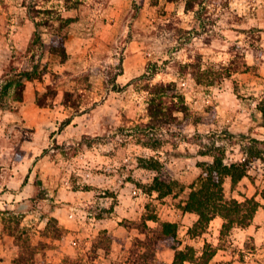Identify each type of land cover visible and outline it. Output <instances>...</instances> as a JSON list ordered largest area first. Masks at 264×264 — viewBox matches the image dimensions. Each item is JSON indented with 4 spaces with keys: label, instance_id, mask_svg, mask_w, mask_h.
Returning <instances> with one entry per match:
<instances>
[{
    "label": "rangeland",
    "instance_id": "374dc122",
    "mask_svg": "<svg viewBox=\"0 0 264 264\" xmlns=\"http://www.w3.org/2000/svg\"><path fill=\"white\" fill-rule=\"evenodd\" d=\"M58 40L67 52L63 62L51 51ZM227 67L231 74L219 78ZM24 69L41 78L25 82L22 101L10 88L8 108L0 107L1 236H9L3 220H18L37 263L81 254L117 264L135 237L144 238L133 225L155 213L177 224L179 249L191 246L200 257L205 244L212 246L216 256L208 264L234 262L220 260L226 254L236 264H264V234L256 245L235 235L236 225L224 230L221 219L192 238L197 215L184 211L203 163L219 154L245 161L248 173L236 184L225 180L226 197H254L264 221V0H0V95ZM160 81L175 83L171 93L183 95L189 109L167 126L151 125L147 113L144 86ZM48 85L57 96L39 106L36 97ZM65 91L78 93L77 107L62 103ZM248 147L260 149L263 160L244 154ZM155 178L179 185L162 197L148 192ZM67 204L71 231L45 236L52 213ZM100 231L109 238L108 254L91 251ZM158 248L152 264H172L174 250ZM52 249L55 262H48ZM16 252L12 242L0 264H13Z\"/></svg>",
    "mask_w": 264,
    "mask_h": 264
},
{
    "label": "trees",
    "instance_id": "16d2710c",
    "mask_svg": "<svg viewBox=\"0 0 264 264\" xmlns=\"http://www.w3.org/2000/svg\"><path fill=\"white\" fill-rule=\"evenodd\" d=\"M167 1L174 2L177 0ZM192 7L193 4L186 3L187 10ZM58 42L60 44H56L55 42L51 45V51L57 53L63 62L67 57V52L62 41L58 40ZM228 68L225 69L226 72L224 73L221 70L218 71V77L221 78L224 74L229 76L231 71ZM39 78H41V73L37 71L24 69L15 72L3 85L2 94L0 95V107L4 109L8 108L5 95L8 94L10 88L13 87L14 89L12 99L22 101L26 87L25 82ZM144 87L150 93L147 113L150 117L151 125L167 126L178 122L180 119L179 114L183 115V117L189 115V109L185 103L184 96L171 93L176 90L175 83L160 81L153 85L147 83ZM56 96L57 91L48 85L45 93L37 95L36 103L42 107L47 106L49 100H54ZM76 96H79L78 93L75 94L72 91H65L62 96V103L77 107ZM260 111L264 113V106L260 108ZM252 141L255 143L259 142L257 139H252ZM154 145L150 147H155ZM246 149L248 151L243 149L245 150L244 154L250 158L263 160V153L260 149H255L254 147H248ZM212 156L213 159L211 162L203 163V173L198 180L189 186L190 191L184 201V211L197 215V220L189 229V234L192 238L200 237L215 218L223 219L222 228L224 230H229L235 225L244 228L251 224L260 206L259 201L254 197H244L242 201H239L233 197L227 198L225 195L224 183L227 178H230L232 184H236L248 176L247 170L245 169L246 162L240 158L226 162L224 155L213 154ZM153 184L154 186L149 188L148 192H157L162 197L172 193L173 185H179V183H166L158 178L154 179ZM261 197L264 200V189L261 191ZM149 220L155 222L156 225L150 227L147 224ZM57 222V219L51 218L48 220L45 236L55 240L63 236L65 228L58 227ZM2 223L3 232L6 231L7 235L13 238V245L17 250L16 256L12 261L13 264H40L35 260L37 252L34 249L35 245H32L28 238L25 239L23 237L25 229L20 226V222L16 220L6 225V220H3ZM133 227L137 228L139 233L144 235V238L135 237L128 250L126 259L117 264H152L159 245L170 247L174 250L172 264H184L185 261L195 262L196 264H208L215 255V250L212 246L209 247L210 249L207 248L208 244H205L206 247L200 257H195V251L191 246H187L185 249H179V245L177 244V224L167 220H160L155 213L147 214L141 222L136 223ZM106 235V231H100L91 239V251L103 249L107 254L109 253L110 244L109 241L107 242L109 238L107 239ZM66 257L67 259L64 263L58 264H95V256L80 258L82 257L80 254L75 257ZM112 264L116 263L113 262ZM219 264L227 263L222 261Z\"/></svg>",
    "mask_w": 264,
    "mask_h": 264
},
{
    "label": "crops",
    "instance_id": "0c3cea01",
    "mask_svg": "<svg viewBox=\"0 0 264 264\" xmlns=\"http://www.w3.org/2000/svg\"><path fill=\"white\" fill-rule=\"evenodd\" d=\"M28 180L29 181L27 183H25V185H23V189H24L23 192L27 189V187H30V183H29L30 179H28ZM250 184L253 185L252 183H250ZM255 184H258L257 181L255 182ZM23 192H18V193H23ZM71 209H72V207L69 206L68 204H67V207L57 206L56 211H54L52 213V215L56 219L60 220L61 224L64 225V228L67 229V230H70V231L73 228V226H69V225H72L73 221H74V213L72 212ZM257 214H259V211H257ZM258 216L259 215H257V216L255 215V217L253 218V221L248 226H246L244 228H242V227L235 228V230H234L235 235H240L243 238V240H244V238L252 237L254 244L258 245L259 242H261V240L263 239L262 238V234H264V221H262L261 218H258ZM218 220H221V218H215L213 221H215V222L217 221L218 222ZM70 234H71V232H69V235ZM0 240L1 241L3 240L5 242L4 250H1L2 248L0 249V251H1L0 257L2 258V260H0V261H1V263H5L8 260V256H9L6 253L9 251L10 245L12 246L13 238L11 236H4L3 237V236L0 235ZM78 240L79 239H75L72 242H75L77 244ZM9 241H11V244L9 243ZM55 252H56V250L52 249L50 252H48L46 254V260H48V262H51L52 261L51 258L55 257ZM61 254H63V253L61 252ZM38 256H40V254H37V257ZM231 258L234 259V262H232L231 264H236L237 261H235V258L232 257L231 255H227L226 254V255L222 256V258L220 260H222V259L231 260ZM60 260L61 259L58 257L57 258V263ZM52 262H55V261H52Z\"/></svg>",
    "mask_w": 264,
    "mask_h": 264
}]
</instances>
